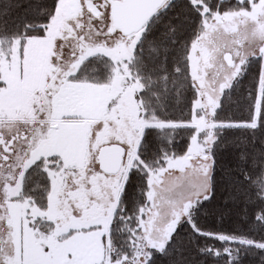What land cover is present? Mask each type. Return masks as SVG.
Returning <instances> with one entry per match:
<instances>
[{
  "label": "snow or ice",
  "instance_id": "6c2138e0",
  "mask_svg": "<svg viewBox=\"0 0 264 264\" xmlns=\"http://www.w3.org/2000/svg\"><path fill=\"white\" fill-rule=\"evenodd\" d=\"M0 264H264V0H0Z\"/></svg>",
  "mask_w": 264,
  "mask_h": 264
}]
</instances>
